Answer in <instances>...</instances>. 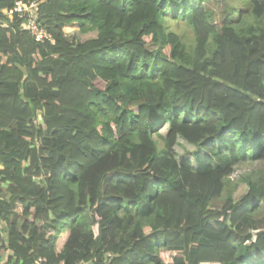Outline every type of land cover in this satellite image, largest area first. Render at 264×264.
I'll list each match as a JSON object with an SVG mask.
<instances>
[{
	"label": "trees",
	"instance_id": "obj_1",
	"mask_svg": "<svg viewBox=\"0 0 264 264\" xmlns=\"http://www.w3.org/2000/svg\"><path fill=\"white\" fill-rule=\"evenodd\" d=\"M18 1L0 0V264H264V0H40L44 43Z\"/></svg>",
	"mask_w": 264,
	"mask_h": 264
},
{
	"label": "rangeland",
	"instance_id": "obj_2",
	"mask_svg": "<svg viewBox=\"0 0 264 264\" xmlns=\"http://www.w3.org/2000/svg\"><path fill=\"white\" fill-rule=\"evenodd\" d=\"M227 3L234 7H237L239 10H242V9L244 10L245 5H246V0H212L211 7H213L214 9L216 8L219 9L220 6L225 5ZM168 26L169 28H172L176 32L181 34L183 37V40L185 41L187 45L192 46L195 44L194 32L190 28H188L184 23L168 21ZM68 32L71 34L78 35L79 39H83V36H81V34H78L76 26L69 27ZM157 141H158L159 147L162 149L164 146L163 142L159 139H157ZM176 148H177L179 155H186L195 149V147L188 144L184 140H180ZM261 170H262V166H260V164H257V163L242 164L237 168L236 172L232 175L231 178L234 183L243 175L245 176L250 175L253 178H256L261 174ZM3 264H6V262L4 261Z\"/></svg>",
	"mask_w": 264,
	"mask_h": 264
},
{
	"label": "built area",
	"instance_id": "obj_3",
	"mask_svg": "<svg viewBox=\"0 0 264 264\" xmlns=\"http://www.w3.org/2000/svg\"><path fill=\"white\" fill-rule=\"evenodd\" d=\"M39 1L40 0H32L28 4L18 1L15 8L12 9L10 13L13 14L15 12L18 16L24 19L23 26L31 33L37 42H53V36L39 22ZM34 264H47V262L45 258H38Z\"/></svg>",
	"mask_w": 264,
	"mask_h": 264
}]
</instances>
